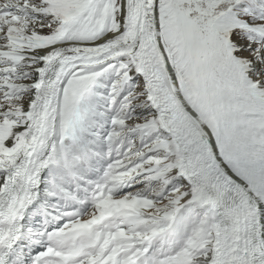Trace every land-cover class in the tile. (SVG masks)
<instances>
[{"label":"snow or ice","instance_id":"snow-or-ice-1","mask_svg":"<svg viewBox=\"0 0 264 264\" xmlns=\"http://www.w3.org/2000/svg\"><path fill=\"white\" fill-rule=\"evenodd\" d=\"M0 264H264V0H0Z\"/></svg>","mask_w":264,"mask_h":264}]
</instances>
